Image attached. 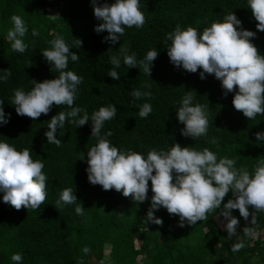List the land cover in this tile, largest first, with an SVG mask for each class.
I'll use <instances>...</instances> for the list:
<instances>
[{"label":"trees","instance_id":"16d2710c","mask_svg":"<svg viewBox=\"0 0 264 264\" xmlns=\"http://www.w3.org/2000/svg\"><path fill=\"white\" fill-rule=\"evenodd\" d=\"M104 2L113 0H97V4ZM141 11L144 25L126 28L120 40L111 44L104 40L106 31H94L99 21L93 15L91 0H0V71H11L10 78L0 82V101L4 102L5 113L10 114L8 123L0 126V141L17 150L30 148L33 160H43V172L48 177V195L40 208L15 210L0 201V264H12L10 256L17 252L22 254V264H77L80 259L84 264H264V237L259 236L264 233V212L253 213L255 223H251V207L248 220L241 218L238 210H231L244 242L238 252L230 250L236 238H227L216 221L223 220L217 210L209 212L206 221L179 227L178 217L160 208L154 215L162 219V225L144 223L152 195L150 187L148 198L140 203L88 183L86 151L96 143L90 136V121L81 127L66 121L62 136L57 130L62 142L57 147L48 144L43 133L51 116L70 109L54 105L47 115L33 121L18 116L11 105L15 89L27 92L32 87L31 79L41 82L59 75L40 53L59 34L80 57L77 62L69 60L66 69L82 77L73 107L86 109L91 116L99 107L114 104L116 116L105 122L101 135L111 133L107 139L118 149L146 154L153 148L167 150L173 143L198 151L208 148L218 159L233 158L237 169L246 168L251 173L264 159V143L254 136L264 131V115L248 120L233 108V93L222 95L220 83L212 75L205 74L201 80L198 73L174 67L166 55L170 41L165 40V34L177 24L201 32L232 11L243 29L256 33L252 43L264 55V31L256 29L246 0H142ZM12 15L22 17L28 28L23 38L28 48L23 54L14 52L7 38ZM33 30L38 35L32 36ZM74 38L82 42L79 48L71 47ZM120 45L126 46L129 54L135 52L138 60L149 49L158 50L149 77L139 66L127 69L122 61L115 69L120 75L118 81L106 75L112 67L109 57L119 55ZM145 84L150 89L144 88ZM132 89L150 90L152 97L136 100L133 106L129 95ZM185 91L193 93L194 103L207 105V136L196 140L180 135L183 125L175 118V107ZM145 102L153 111L147 118H140L138 106ZM213 138L215 144L210 142ZM82 153L83 160L79 159ZM66 187L74 189L83 215L75 212L76 204L55 209V201ZM229 198L231 192L222 203ZM244 229H250L251 235H245ZM84 246L90 249L87 255L81 251Z\"/></svg>","mask_w":264,"mask_h":264},{"label":"clouds","instance_id":"9594fccd","mask_svg":"<svg viewBox=\"0 0 264 264\" xmlns=\"http://www.w3.org/2000/svg\"><path fill=\"white\" fill-rule=\"evenodd\" d=\"M141 2L113 0L112 3L97 4V0H91L93 15L99 21L94 31H106L104 40L115 44L125 34L126 28H141L145 22ZM246 3L257 22L256 29L264 31V0H246ZM49 16L60 18L59 15ZM10 20L12 27L7 31V38L11 41V49L23 54L28 48L23 39L28 28L18 15H12ZM31 34L38 35L35 30ZM255 35V32L243 29L241 21L229 11L222 20L212 22L201 32L192 26L182 28L179 24L175 25L172 31L165 34V40L170 41L166 55L174 67L188 73H198L201 80L206 78L205 74L212 75L219 81L222 95L233 93V108L251 120L257 115H264V55L252 43ZM81 43L74 38L71 47L79 48ZM49 44L50 47L40 53L59 75L41 82L31 79L32 87L27 92L15 89L11 98L15 113L35 121L41 114L47 115L54 105L66 106L70 110L59 111L51 116L43 135L48 144L60 147L62 142L57 138V130L62 136L66 121L75 127L84 126L90 121V136L96 139V143L86 151L85 172L89 184L99 185L104 191L115 190L140 203L148 198L150 187L152 195L144 223L162 225V219L154 215L160 208L178 217L179 227L206 221L208 213L217 210L225 221L223 228L227 238H236L230 250L238 252L243 248L244 242L237 232L238 220L231 210H238L239 216L248 220L251 207V223H255L253 213L264 212V159L259 160L250 173L246 168L237 169L235 159H218L216 153L208 148L198 151L190 146L173 143L167 150L153 148L146 154L118 149L107 139L111 133L101 135L105 122L115 118L117 108L114 104H108L89 116L86 109L73 107L82 77L66 69L69 60L77 62L80 57L71 51L70 45L59 34ZM157 56L158 50L152 48L143 59L138 60L135 52L129 54L128 48L120 45L119 55L109 57L112 67L106 75L118 81L120 75L115 69L120 68L122 61L127 69H137L139 66L149 77L152 62ZM10 76V70L0 71V82L7 81ZM143 87L150 89L148 84ZM129 95L133 106H136V100L152 97L150 90L139 89H132ZM3 103L0 101V126L6 125L10 119V114L5 113L2 107ZM175 108V118L183 125L179 130L181 136L192 140L207 136V105L194 103L193 93L185 91L179 106ZM152 111L150 103L138 106L140 118H147ZM254 136L257 142L264 143V131L256 132ZM210 142L215 144V138ZM31 153L30 148L17 150L0 141V201L15 210L21 207L36 210L44 204L48 195V177L43 172V160H33ZM84 158L85 153H82L79 159ZM229 192L231 198L222 203ZM76 201L74 189L63 188L55 201V209L76 204ZM83 209L79 203L74 210L78 215H83ZM244 234L251 235V230L244 229ZM81 251L87 255L90 249L84 246ZM10 260L12 264H22V254H11ZM77 264H84L83 259Z\"/></svg>","mask_w":264,"mask_h":264},{"label":"rangeland","instance_id":"374dc122","mask_svg":"<svg viewBox=\"0 0 264 264\" xmlns=\"http://www.w3.org/2000/svg\"><path fill=\"white\" fill-rule=\"evenodd\" d=\"M216 221L218 222V224H219V226L222 228V229H224L223 228V223L225 222V221H221L219 218H217L216 219ZM261 234V233H260ZM252 236L253 237H255L256 235H255V233H252ZM260 237H264V233L262 232V235H259ZM136 241L135 242H137L138 240H137V238L135 239Z\"/></svg>","mask_w":264,"mask_h":264}]
</instances>
